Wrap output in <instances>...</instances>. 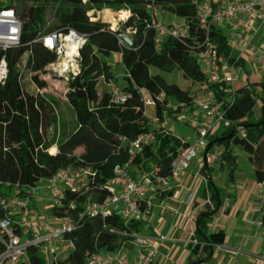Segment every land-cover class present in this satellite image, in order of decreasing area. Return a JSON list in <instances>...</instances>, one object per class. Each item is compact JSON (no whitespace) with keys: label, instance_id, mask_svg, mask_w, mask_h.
Masks as SVG:
<instances>
[{"label":"trees","instance_id":"16d2710c","mask_svg":"<svg viewBox=\"0 0 264 264\" xmlns=\"http://www.w3.org/2000/svg\"><path fill=\"white\" fill-rule=\"evenodd\" d=\"M4 5L15 9L22 26L19 44L0 48V60L3 58L7 65V76L0 84V198L14 193L25 196L30 188L44 182L60 168L89 167L92 175L87 180L86 192L67 191L61 204L50 208L55 217L73 219V228L65 237L73 241L74 247L58 261L49 264H85L89 254L116 251L132 240L145 224V221L123 220L114 212L103 216L90 215L83 211L87 196L90 199L106 196L109 189L104 184L113 176L115 166L128 161L147 170L150 164L156 165L160 174L167 175L169 161L177 156L181 146V137L175 136L168 128L159 129L155 142L134 158L129 157L120 141L123 136L131 139L152 130L145 114L142 91L155 100L154 111L160 119L167 101L183 104L184 108L193 105L194 99L188 90L166 82L158 73H150L149 68L154 66L163 72L178 69L184 78L199 84L205 76L197 63L198 52L211 46L230 62L235 56L231 54L222 28L211 25L206 31L201 26L195 0H21L18 6L13 5L12 0H0V6ZM49 5L53 6L54 19L49 27L44 28ZM98 8L128 11L121 29L130 27L133 30L131 47L121 46L117 31L89 14ZM153 8L182 19L185 33L179 37L166 36L157 46ZM69 29L82 34L85 42L79 49L78 71L66 83L65 99L73 112V126L56 139L55 134L48 136V130L56 124L55 105L43 94L23 89L19 65L25 56L27 70L32 73L44 70L55 59V53L35 41L38 32H67ZM112 53L120 54L125 71L120 87L124 98L117 103L111 100L107 88L98 89L100 81L105 84L107 79H117L107 61ZM237 64L244 65L242 60ZM209 87L215 101L222 102L224 116L233 125L210 136L204 153L214 144L225 149L235 145L251 152L264 137V80L237 86L231 101H227L229 94L219 85ZM161 92L164 93L162 101L157 98ZM256 104L260 115L254 119ZM166 111L170 115L171 109ZM235 125L241 126L243 134L234 130ZM52 146L56 147L55 153L49 152ZM223 155L227 157L228 152ZM204 174L206 179L200 187V194L209 204L195 218L193 237L197 247L202 244L206 248L214 236L222 233L207 235L208 222L219 208L222 196L209 172ZM255 176L257 180L264 178L258 168ZM6 216L0 206V217ZM17 231L20 233V228ZM39 250L33 245L27 247L29 264H48Z\"/></svg>","mask_w":264,"mask_h":264},{"label":"built area","instance_id":"2783aa9c","mask_svg":"<svg viewBox=\"0 0 264 264\" xmlns=\"http://www.w3.org/2000/svg\"><path fill=\"white\" fill-rule=\"evenodd\" d=\"M195 1L198 2L199 22L206 31L211 25L220 28L225 26L228 29L227 40L231 50L237 52L235 60L230 62L224 59L211 46L196 54L199 68L205 76L204 81L198 84L199 89L204 92V97L193 100L197 108L192 121L194 137L191 139L190 136H186L180 139L181 146L177 156L169 161L168 174H160L156 165L149 166L147 170L140 168L139 165H131L129 161L118 164L113 170V176L104 184L109 189V193L100 199H90L87 196L83 203L84 212L100 216L114 212L126 221H145L154 197L173 187L174 182L189 167L190 161L203 154L209 137L215 131L233 125V122L224 116L222 102L215 101L209 86L219 85L223 92L229 94L227 101H231L235 89L241 84L242 77L239 76L241 65L237 64L238 60L248 61L254 58L264 71V37L260 38L259 44L251 47L254 36L264 29V0H225L215 9L207 2ZM127 15L128 13L124 17L119 15V22L108 24L112 30L117 31L118 43L124 47H131L130 35L133 30L130 27L121 29V23ZM152 17L157 46L166 36L179 37L185 33L183 25L174 29L162 23L158 18L157 8L152 9ZM21 26V20L13 7L0 6V48L6 49L19 44ZM35 41H39L46 49L55 53V59L45 66V71L65 82L77 73L79 49L85 42L82 34L74 29H69L67 32L39 31ZM6 76L7 65L2 58L0 84L4 82ZM104 82L111 100L116 103L122 101L124 94L117 81L110 78ZM142 97L144 107L155 108V100L146 92L142 91ZM157 98L162 101L164 93L161 92ZM178 108H184V105L167 101L164 104L162 118L160 119L155 111L151 118V122L157 126L156 129L143 132L131 139L125 136L120 138L130 158L140 155L144 148L150 147L155 142L156 132L167 128L166 125L171 120L173 112H176ZM166 109H171L170 115ZM234 130L243 134L240 125H235ZM91 175L92 170L89 167L60 168L44 181L43 188H40V183L30 188L25 196L14 193L9 197L0 198V206L7 214L6 217H0V244L2 245L0 264H25L27 247L30 245L43 251L48 258L46 262L48 264L68 254L74 244L71 239L65 237V234L73 228V219L69 216L55 217L53 215L52 219L47 216L34 218L30 209V197L40 201L47 200L50 208L59 206L67 191L77 194L85 193L87 180ZM257 183L263 203V215L259 224L264 235V178ZM43 192L45 195H42ZM18 228L21 230L20 233L17 231ZM136 242L144 248V252L139 254L133 262H130L126 256L120 255L118 251H100L89 254L85 264H150L157 253V246L145 236H136Z\"/></svg>","mask_w":264,"mask_h":264},{"label":"crops","instance_id":"0c3cea01","mask_svg":"<svg viewBox=\"0 0 264 264\" xmlns=\"http://www.w3.org/2000/svg\"><path fill=\"white\" fill-rule=\"evenodd\" d=\"M224 1L200 0L209 3L214 9ZM160 17L171 28L183 24L182 19L168 11L158 10V18ZM234 52L236 51L231 50V54L236 56ZM111 55H118L119 60L121 58L119 53ZM107 61L112 68L109 58ZM253 75L243 74L241 85L258 82V77L251 79ZM219 151L220 155L215 163L207 158L204 151V164L200 157L197 158L198 167L186 170L174 182L170 194L161 196L169 191L167 190L154 197L145 220L147 228L136 234L149 238L157 246V253L150 264H264V235L259 224L263 215V203L255 176L256 168L264 174V137L249 153L235 145L229 149L221 147ZM223 152H228L227 157ZM208 162L212 163L211 167ZM202 166L205 173L209 172V168L212 169L214 176L211 179L219 187L222 196L219 208L208 222L207 235L218 231L222 233L214 236L210 244L205 245L206 248L202 244L197 247L193 237L195 218L209 204L200 194V187L205 184L206 179L201 171ZM33 200L40 201L35 197ZM153 207L157 209V217L151 223L149 216ZM136 236L116 250L130 262L144 252V248L137 244Z\"/></svg>","mask_w":264,"mask_h":264},{"label":"rangeland","instance_id":"374dc122","mask_svg":"<svg viewBox=\"0 0 264 264\" xmlns=\"http://www.w3.org/2000/svg\"><path fill=\"white\" fill-rule=\"evenodd\" d=\"M7 1V0H2ZM13 5L18 6L21 2V0H12ZM27 4H31V2H26ZM53 6L49 5L47 7V13H46V24L44 28L49 27L53 23V15L52 10ZM120 10H110L107 8H98L96 10H93L90 12L91 16H94L93 18L99 19L104 22H112L115 21L119 22V15ZM125 11V10H124ZM93 14V15H92ZM162 23L165 21L161 17L159 19ZM167 26H171L170 24H167V22H164ZM181 25L174 26V29H177ZM222 31L225 34H228V29L225 26H221ZM264 29H261L253 38L251 47L256 46V44H259L260 38L264 37L263 33ZM235 55H237V52H234ZM109 60L112 62V71L114 75H118L117 77V83L121 87L123 80L122 75L124 74V68L121 64V61L119 60L118 55H111L109 57ZM24 61L25 56L22 58L19 69L22 71L21 74V85L23 89L27 92H39L43 94L47 99L53 101L55 105V112H56V124L54 127L50 128L48 130V136L51 137L53 134H55V138L58 139L62 136H64L67 132L70 131V129L73 126V112L68 105L66 99H65V91H66V83L61 78H58L54 75H51L45 70H41L38 72H30L24 67ZM243 66L241 65V69H239V75L242 76L243 74H255L251 77V79H258L259 81L264 80V71L263 67L256 63L254 58L248 59V61L242 60ZM150 73L152 74H160L164 80L168 83H176L178 84L182 89L188 90L191 96H193L194 100H199L204 97V92L199 89L198 84L192 83L188 79L184 78L182 76V73L178 69H174L171 72H163L160 71L158 68L151 66L149 68ZM258 77V78H257ZM258 81V82H259ZM247 83V82H245ZM243 84V82H242ZM241 85V84H240ZM99 90L106 89L105 84L99 83L98 85ZM196 106L193 104L191 108H179L176 112H173V115L171 116V120L168 122L166 127L171 130V132L181 138H185L186 136H190L191 139L194 137V129L192 126V121L195 118L196 115ZM145 114L148 118V122L151 125L152 129H156L157 126L154 125L151 122V118L154 114V108L151 106L145 107ZM260 115L259 112V105L256 104L253 109V116L254 119H257ZM222 129V128H219ZM222 146H219L218 144H214L207 152V158L211 159V162H217L219 155H220V149ZM80 149H77V152H79ZM213 155V156H212ZM200 161L202 164L203 162V155L200 154ZM197 157V158H199ZM197 158H194L190 161L189 167L187 170L196 169L197 166ZM208 162V166L211 167L212 163ZM153 164H150V167ZM149 166V165H148ZM209 175L210 177L214 176V173L212 169L209 168ZM44 182H42L40 185V188H43L42 186ZM44 194V192H43ZM90 198V196L88 195ZM30 209L32 211V215L34 218H41L47 216L49 219H52V215L50 213V205L47 202V200L43 199L41 201H35L33 200V197H30ZM13 217V213L11 214ZM148 217V216H147ZM157 217V209L155 207L152 208L151 214L149 216V221L152 223V221H155ZM15 219V217L13 218ZM147 228L146 224L142 228V230H145ZM39 253L41 257L47 262L48 258L45 256L42 250H39ZM63 257V256H62ZM60 256V258H62ZM29 264V263H25Z\"/></svg>","mask_w":264,"mask_h":264},{"label":"bare ground","instance_id":"6f19581e","mask_svg":"<svg viewBox=\"0 0 264 264\" xmlns=\"http://www.w3.org/2000/svg\"><path fill=\"white\" fill-rule=\"evenodd\" d=\"M119 12H120V16L121 17H124L125 14L128 13L127 11H124V10H120ZM64 62H66V61H64ZM55 151H56L55 146H52V147L49 148V152L50 153H55Z\"/></svg>","mask_w":264,"mask_h":264}]
</instances>
